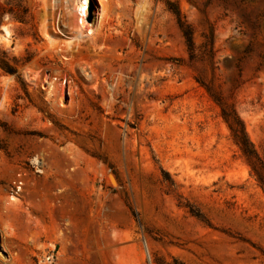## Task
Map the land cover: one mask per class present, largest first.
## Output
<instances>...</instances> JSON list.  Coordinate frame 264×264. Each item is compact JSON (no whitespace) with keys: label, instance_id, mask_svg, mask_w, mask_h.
Wrapping results in <instances>:
<instances>
[{"label":"rangeland","instance_id":"374dc122","mask_svg":"<svg viewBox=\"0 0 264 264\" xmlns=\"http://www.w3.org/2000/svg\"><path fill=\"white\" fill-rule=\"evenodd\" d=\"M78 1L0 0V264H264V0Z\"/></svg>","mask_w":264,"mask_h":264},{"label":"trees","instance_id":"16d2710c","mask_svg":"<svg viewBox=\"0 0 264 264\" xmlns=\"http://www.w3.org/2000/svg\"><path fill=\"white\" fill-rule=\"evenodd\" d=\"M175 15L177 18V23L179 26V29L181 31V34L184 38L185 44L187 46V50L189 53V59L193 60L196 56L195 54V45L193 40V29L188 24L183 17L181 16V13L179 10H175ZM211 39V38H210ZM8 73H13L12 70H10L7 67L6 70ZM221 115L225 122L227 123L228 127L231 130L232 136L236 144L239 146L240 150L242 151L243 155L252 162L253 166V172L255 173L258 181L260 182L263 190H264V174L261 172V169L264 168L253 144L250 142L246 132L245 127L242 122V120L239 118L235 110L233 109H221ZM194 213V212H193ZM195 216L200 217L199 213H194ZM172 264H181L179 261L174 260Z\"/></svg>","mask_w":264,"mask_h":264},{"label":"bare ground","instance_id":"6f19581e","mask_svg":"<svg viewBox=\"0 0 264 264\" xmlns=\"http://www.w3.org/2000/svg\"><path fill=\"white\" fill-rule=\"evenodd\" d=\"M88 1L89 0H79L78 1L79 3H78L77 7H78V9H79V11L81 13V23H83L84 17L87 16V4H88ZM98 1H99L100 5H101V12H100V15L98 16V21H97V24H96V28H95V30H93V33H95L97 31V29H98L97 27L100 25L101 15L103 13L102 2H101V0H98ZM82 36H83V32L82 31H79L77 33H75V32L70 33V39H69V41L65 42V46L66 47H70L71 45L74 44V42L77 43V44H81L83 42V40H84ZM72 39H74V40H72ZM50 42L54 46L57 45V42L52 37H50Z\"/></svg>","mask_w":264,"mask_h":264}]
</instances>
